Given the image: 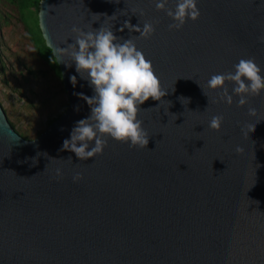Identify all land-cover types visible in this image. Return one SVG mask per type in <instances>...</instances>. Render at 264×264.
I'll return each mask as SVG.
<instances>
[{
  "label": "water",
  "instance_id": "95a60500",
  "mask_svg": "<svg viewBox=\"0 0 264 264\" xmlns=\"http://www.w3.org/2000/svg\"><path fill=\"white\" fill-rule=\"evenodd\" d=\"M156 2L38 1L67 105L32 139L0 106V264H264V91L237 106L239 97L229 105L222 89L206 87L241 58L254 57L264 76V0H197L199 17L171 30ZM124 21L153 24L135 44L165 95L139 106L146 147L106 137L102 153L81 160L61 149L93 92L57 49L74 42L73 26L138 37L119 31ZM233 86L225 82L229 94ZM214 115L223 116L219 131L208 126Z\"/></svg>",
  "mask_w": 264,
  "mask_h": 264
},
{
  "label": "clouds",
  "instance_id": "9594fccd",
  "mask_svg": "<svg viewBox=\"0 0 264 264\" xmlns=\"http://www.w3.org/2000/svg\"><path fill=\"white\" fill-rule=\"evenodd\" d=\"M166 3L167 0H157L155 7L157 10H166V14L172 19L173 23L168 25L170 30L180 29L186 18L196 20L200 15L197 0H176L174 11L165 9ZM140 15H143L142 9ZM111 17L115 19V16ZM124 28L139 33V36L125 39L115 35L111 27L103 25L99 29L91 27L87 31L73 26L74 42L66 48L57 49L60 62L62 63L61 57L67 55L71 62L67 65L63 63L66 66L74 63L76 72L93 92L91 96H83L90 108L89 115L75 123L70 139L63 141L61 149L74 152L81 160L102 153L107 145L106 137L128 143L129 147H146L148 133L142 127L143 121L137 118L141 110L139 106L149 98L161 101V97L165 95L151 61L146 59L135 44V39H146L153 34V24L145 21L141 28L124 21L119 31ZM258 39L264 43V35ZM233 69L232 72L212 75L207 80L206 87L211 90L222 89L220 101L231 105L235 95L239 97L237 106H244L248 103V97L258 96L264 91L262 69L254 57L241 58L233 65ZM70 80L75 85L76 77L72 76ZM226 81L234 85L232 94L225 87ZM255 111L253 107L248 108L250 115L255 114ZM222 121L223 116L214 115L208 126L219 131ZM236 151L239 153L242 149L237 146ZM57 174L59 175V170ZM80 178L81 174L76 173L73 180Z\"/></svg>",
  "mask_w": 264,
  "mask_h": 264
},
{
  "label": "rangeland",
  "instance_id": "374dc122",
  "mask_svg": "<svg viewBox=\"0 0 264 264\" xmlns=\"http://www.w3.org/2000/svg\"><path fill=\"white\" fill-rule=\"evenodd\" d=\"M24 17L30 24L28 11ZM66 105L56 68L33 53L14 9L0 1V106L6 119L20 136L32 139Z\"/></svg>",
  "mask_w": 264,
  "mask_h": 264
},
{
  "label": "trees",
  "instance_id": "16d2710c",
  "mask_svg": "<svg viewBox=\"0 0 264 264\" xmlns=\"http://www.w3.org/2000/svg\"><path fill=\"white\" fill-rule=\"evenodd\" d=\"M11 6L14 9V15L23 27L26 34L27 40L31 44L32 51L36 56H39L52 68H56L58 76L59 71L53 57L50 54V50L44 45L43 40L40 36L39 29L36 23V11L37 3L39 0H0ZM28 11L31 23L29 24L24 17V12ZM4 16H8L5 12ZM57 117V116H56ZM56 117L50 119L48 123L52 122ZM11 127L14 129L13 125L9 122ZM26 138V135H23Z\"/></svg>",
  "mask_w": 264,
  "mask_h": 264
}]
</instances>
